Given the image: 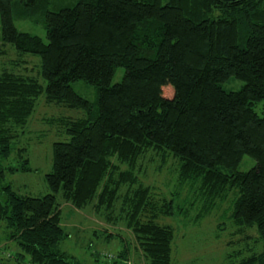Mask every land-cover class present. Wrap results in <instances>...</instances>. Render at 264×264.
Here are the masks:
<instances>
[{
    "label": "trees",
    "instance_id": "16d2710c",
    "mask_svg": "<svg viewBox=\"0 0 264 264\" xmlns=\"http://www.w3.org/2000/svg\"><path fill=\"white\" fill-rule=\"evenodd\" d=\"M51 2L0 0V56L11 45L38 57L45 82L0 72V243L16 248L0 264H72L59 251L68 235L58 198L124 226L144 264H171L174 230L158 220L185 215L198 200L206 210L236 191L232 223L255 228L264 248V116L255 110L264 103V0H77L55 12ZM14 7L19 19L44 26L46 43L16 28ZM119 68L123 78L112 85ZM231 78L244 83L239 91L222 89ZM77 81L97 90L96 102L72 89ZM43 92L47 105L83 117L51 120L68 141L52 145L49 192L31 197L5 178L33 171L20 139ZM149 153L159 170L175 161L186 205L142 183L139 163ZM244 156L256 166L241 173ZM117 237L106 239L122 245L111 264H126L131 248ZM249 251L229 264H264V249Z\"/></svg>",
    "mask_w": 264,
    "mask_h": 264
},
{
    "label": "rangeland",
    "instance_id": "374dc122",
    "mask_svg": "<svg viewBox=\"0 0 264 264\" xmlns=\"http://www.w3.org/2000/svg\"><path fill=\"white\" fill-rule=\"evenodd\" d=\"M76 1L52 0L48 10L55 12L61 8H68ZM14 24L19 31L38 36L44 43L47 42L44 26L40 22L19 19L16 16V7H14ZM4 50L6 52L0 56V72L6 69L32 76L45 89V82L39 73L38 57L28 54L20 56L11 45H7ZM123 74V68H119L111 84L121 82ZM243 85V82L231 78L221 87L227 92H235L239 91ZM71 87L82 98L91 103L96 102L97 90L94 87L83 81L74 82ZM163 93L170 97L171 89L165 87ZM255 110L260 116H264V103L257 104ZM81 116L83 117L81 111H74L64 106L47 105L43 92L36 101L35 111L30 116L25 133L20 139L22 140L20 145L27 149L26 158L33 171L7 175L6 183L11 184L20 195L31 197L46 195L49 191L45 176L51 172L52 168V145L56 142L68 141L59 122L51 120ZM12 161L14 165L17 164V160ZM4 164L5 162H1V165ZM139 164L143 169L139 176L140 180L144 185L153 187L157 198L160 199L163 196L173 198L176 206L182 203L187 204L190 200L189 188L179 187L175 161L169 159L167 164L159 170V159L149 153ZM255 166L256 162L252 158L244 156L237 171L248 172ZM236 196V191L229 192L224 201L215 203L206 209L207 211L204 210V202L198 200L192 207L189 204L186 205L185 215L163 217L158 220L160 225L170 226L174 230L171 264H229L238 260L232 257L234 254L247 256L250 254L249 250L263 251V244L255 228L240 230L232 223L230 215ZM58 199L62 211L60 226L68 235V238L60 243L59 251L67 256L72 264H111L122 249L121 242L113 239L116 236L122 242L128 243L131 248L126 264H144L140 253H137L133 235L125 230L124 226H109L94 215L91 209L80 211ZM2 227L4 226L0 223V239L3 235ZM108 235L113 237L109 239V242L106 240ZM15 250V245L3 241L0 243V259L11 258ZM95 256L98 257L97 260Z\"/></svg>",
    "mask_w": 264,
    "mask_h": 264
},
{
    "label": "water",
    "instance_id": "95a60500",
    "mask_svg": "<svg viewBox=\"0 0 264 264\" xmlns=\"http://www.w3.org/2000/svg\"><path fill=\"white\" fill-rule=\"evenodd\" d=\"M219 1H221V2H223V3L232 4V3H236V2H238V1H240V0H219Z\"/></svg>",
    "mask_w": 264,
    "mask_h": 264
}]
</instances>
